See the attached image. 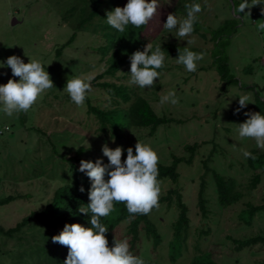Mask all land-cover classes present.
Wrapping results in <instances>:
<instances>
[{"label":"rangeland","instance_id":"obj_1","mask_svg":"<svg viewBox=\"0 0 264 264\" xmlns=\"http://www.w3.org/2000/svg\"><path fill=\"white\" fill-rule=\"evenodd\" d=\"M109 1L105 0L103 4V14L113 8ZM165 1L170 9L200 4L202 10L196 14L195 21L199 33L205 37L191 34L181 38L176 30L162 27L156 45H175L179 50L187 47L197 54L202 53L203 59L196 62L195 72H188L176 62L178 55L165 54L164 68L154 86L141 88L139 92L156 115L174 122L159 126L153 136L149 135V129L127 130L123 143L133 148L137 142L150 146L158 155V163L163 165L171 164L172 155L189 158L186 147L197 145L191 165L185 162L178 165L177 183L159 181L162 194L170 188L180 189L189 208L190 226L182 256L172 263L168 243L178 212L174 206L169 208L160 204L152 211L150 219L160 233L161 244L154 250L151 241L141 234V244L130 252L143 259L145 264H188L195 255L203 252L210 253L216 264H263L264 246L236 252L232 242L225 237L242 240L264 235V215L256 217L251 227L238 219L247 202L264 204V173L255 189L250 188L253 170L248 167V158H244L242 150L260 154L264 149L257 148L251 138H240L237 130L244 122L246 109L253 106L257 98L264 101V31L257 28L258 23L264 22L261 14L264 0L250 9L249 17L240 13L239 19L231 13L242 0ZM72 8L75 10L70 12ZM83 9L90 11L86 0H0V63L13 55L24 63L37 60L54 86L46 90L27 112L9 117L0 111V199L16 198L0 206V226L5 229L14 227L31 211L41 210L56 188L72 181V159L93 163L99 159L106 165L102 146L107 145L113 150L119 145L113 137L99 131L97 119L87 113L86 102L77 107L63 91L67 80L88 73L95 76L102 73L110 56L102 60L99 50L106 45L99 28L106 20L95 19L76 30ZM175 15L178 20L187 17L184 12ZM224 21H233L234 28L213 41V30ZM73 34V42L57 55L56 50ZM220 53L228 60L232 81L220 79L217 66L213 65L214 55ZM129 74L130 66H126L115 78L102 81L136 88L129 84ZM9 79L19 81L18 77L12 76L10 68L0 67V85H5ZM91 89L86 95L93 106L104 110L126 107L107 91L94 87L92 82ZM169 91H175L179 102L161 105L162 96ZM243 95L249 96V104L237 112L239 98ZM115 115L120 116L121 111ZM79 149L82 151L77 154ZM206 160L210 170L236 181L237 189L243 194L236 205L223 208L218 204L211 172L205 174L203 162ZM74 164L79 168L80 163ZM201 178L206 182V218L200 216L197 208ZM127 225L128 222H124L119 226L114 233L115 239H126L123 237ZM40 230L35 226L28 227L13 239L0 235V264H14L18 254L34 246ZM201 231H208V234Z\"/></svg>","mask_w":264,"mask_h":264},{"label":"trees","instance_id":"obj_2","mask_svg":"<svg viewBox=\"0 0 264 264\" xmlns=\"http://www.w3.org/2000/svg\"><path fill=\"white\" fill-rule=\"evenodd\" d=\"M86 1L90 11L81 10L82 18L78 21L76 30L84 28L86 24H91L95 19L106 20V14L102 12L105 0ZM109 2L113 6L111 11L116 7L123 8L127 3L124 0H110ZM147 2H151V0H147ZM158 3L160 7L157 9L156 15L147 25L141 26L140 28L128 25L125 31L121 33L110 27L106 21L99 25L102 36L106 41V45L99 49L102 60L110 56L106 61L104 71L95 76L92 85L107 91L109 95L121 101L126 107L104 110L93 106L87 95L85 102L87 103V113L93 115L99 123V131L102 134L113 137L117 144H119L118 146L124 150L122 162L126 159V150L131 147L123 143L124 134L127 130L133 128L149 129V135L153 136L159 126L174 122L171 118L165 116L159 117L156 115L149 102L140 95V87L137 86L134 88L121 83L117 84L114 82L102 81L104 78H115L123 68L130 66V56L138 50L143 51L148 43H151L153 45V50H155L157 46L155 43L156 39L158 38L160 30H162L163 24L166 22L168 14L182 12L187 14L186 7H182L181 9L174 7L170 9L165 0H158ZM73 10L75 9L72 8L70 12ZM231 22L233 21H224L218 28L214 29L212 40H216L217 37L222 36L227 30L234 28ZM196 26L197 22L195 21L192 34L199 35L202 38L205 37L202 33H199V27ZM74 38L75 35L73 34L64 45L56 50V54L59 55L66 46L73 42ZM161 48L168 56L178 55L179 49H177L175 45L165 44L161 46ZM182 51L183 50H179V52ZM227 62V58L222 56L221 53L219 55H214L213 65L215 64L217 66L216 68L220 79L232 81L233 77L229 74ZM163 68L164 66L161 69H157V71L160 72ZM120 111V116L115 115ZM245 113H260L264 115V101L257 98L255 104L244 112V121L249 118ZM186 148L190 152L189 158L184 159L172 155V162L170 165L158 163V181L169 180L173 184L177 183L179 179L177 170L178 165L181 162L191 165L193 153L197 145L188 146ZM81 151L82 149H79L76 153L79 154ZM133 154H135V148H133ZM251 154L255 159L248 158L247 162L248 167L253 170L250 188L255 189L260 183L264 173V153L258 154L252 152ZM208 160L203 162V166L206 171L205 174L211 172L218 204L223 208L236 205L243 198L242 192L237 189L236 181L233 178H225L215 171L210 170L207 167ZM72 161L73 163L70 164L72 181H66L56 188L51 200L41 210L31 211L14 227L5 229L0 226V235L10 239L15 238L28 227L35 226L41 229L39 239H37L39 242L36 240L33 244L34 246L31 245L26 252L18 254L14 259V264H64L69 249L66 246L53 243L51 238L59 235L65 224H80L84 228L91 227V214L85 215L78 212L80 206L86 207L90 203L88 192L91 187V181L84 173L79 172V168L74 164V162L80 163L81 159L74 158ZM105 164H108L107 159ZM105 179L107 180L108 177L106 176ZM205 183V180L201 178L197 192V208L202 218L208 216L207 199L204 193ZM81 187L84 188V192L79 191ZM15 199L16 198L13 196L2 198L0 199V206L13 202ZM158 204H164L169 208L174 206L178 212L176 220L172 224V239L168 243L169 259L172 263H175L181 258L184 244L188 238L190 226L189 208L183 199L182 192L176 187L168 189L165 194L160 193ZM154 210L155 208L152 209V211ZM152 211L148 215L135 214L134 218L130 219V214L125 204L115 203L114 210L108 216L101 218V223L108 228L105 234L108 240V247L110 249L114 247V240L118 241L115 239L114 233L122 223L128 222L126 233L123 238L128 240L130 251L137 249L141 244V234H143L147 240L151 241L152 247L155 250L161 244V236L156 225L150 219ZM261 215H264V204L254 205L247 202L245 208L239 213L238 219L242 224L251 227L255 218ZM206 233L208 234V231L202 232V234ZM225 238L232 242L236 252L244 249H251L256 246H264V235L250 236L242 240L234 239L230 236ZM188 264L216 263L212 259L210 253L203 252L195 255Z\"/></svg>","mask_w":264,"mask_h":264},{"label":"clouds","instance_id":"obj_3","mask_svg":"<svg viewBox=\"0 0 264 264\" xmlns=\"http://www.w3.org/2000/svg\"><path fill=\"white\" fill-rule=\"evenodd\" d=\"M260 0H242L239 6L232 8L233 17L239 19L240 13L250 16V9L259 5ZM160 7L158 0H127L126 5L116 7L106 12V23L123 33L128 25L135 28L147 25L156 15ZM187 17L178 20L175 14H168L163 28L172 31L183 38L189 37L194 31L196 14L201 12L200 4L185 5ZM248 9V12L245 10ZM264 15V8L261 9ZM259 31H264V22L257 25ZM203 59V54L190 51L187 47L183 52L178 50V64L185 67L188 72L197 70V61ZM165 52L161 45L153 50V45L148 43L143 51H136L130 56V79L129 84L140 88H151L154 86L160 73L157 69L164 66ZM0 67L11 69L13 77L19 81L9 79L5 85H0V111L11 117L13 114L27 112L45 93L46 90L54 88L49 74L41 62L33 60L24 63L19 57L13 55L6 61L0 63ZM95 79L93 73L86 76L67 80L63 91H66L71 101L77 106L84 105L86 94L90 92L91 82ZM249 101L248 95L239 98V108L243 109ZM178 98L175 91H169L162 96L160 104L170 103L176 105ZM249 118L237 126L240 138H251L255 141L256 147L264 149V115L260 113H245ZM102 154L107 158L108 164L104 165L102 160L80 161L78 171L84 173L91 181L88 192L90 203L80 206L78 212L91 214L90 228H84L80 224H65L59 235L51 238L53 243L66 246L69 251L64 264H145L144 260L134 256L130 252V245L127 239L114 240V247H108L106 233L108 228L101 223V218L108 216L114 210L115 203H124L130 219L135 214L148 215L153 208L159 206L160 185L158 177V155L150 147L137 142L135 154L133 148L129 147L126 159L122 162L124 150L116 147L109 149L107 145L101 148ZM244 158L255 159L249 152L242 150ZM108 177L106 180L105 177ZM84 192V188L79 189Z\"/></svg>","mask_w":264,"mask_h":264}]
</instances>
